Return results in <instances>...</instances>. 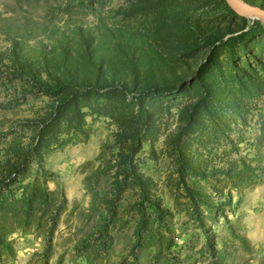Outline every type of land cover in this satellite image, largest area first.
<instances>
[{
	"label": "rangeland",
	"instance_id": "374dc122",
	"mask_svg": "<svg viewBox=\"0 0 264 264\" xmlns=\"http://www.w3.org/2000/svg\"><path fill=\"white\" fill-rule=\"evenodd\" d=\"M0 264H264V21L0 0Z\"/></svg>",
	"mask_w": 264,
	"mask_h": 264
},
{
	"label": "water",
	"instance_id": "95a60500",
	"mask_svg": "<svg viewBox=\"0 0 264 264\" xmlns=\"http://www.w3.org/2000/svg\"><path fill=\"white\" fill-rule=\"evenodd\" d=\"M229 6L238 14L244 17H264V8L243 4L240 0H226Z\"/></svg>",
	"mask_w": 264,
	"mask_h": 264
},
{
	"label": "trees",
	"instance_id": "16d2710c",
	"mask_svg": "<svg viewBox=\"0 0 264 264\" xmlns=\"http://www.w3.org/2000/svg\"><path fill=\"white\" fill-rule=\"evenodd\" d=\"M244 2H246V3H249V4H251V6H254V4L253 3H251V2H249V0H243ZM261 8H263V7H261ZM63 85H67L66 83H63ZM61 87V86H60ZM186 190L188 191V189L186 188Z\"/></svg>",
	"mask_w": 264,
	"mask_h": 264
},
{
	"label": "bare ground",
	"instance_id": "6f19581e",
	"mask_svg": "<svg viewBox=\"0 0 264 264\" xmlns=\"http://www.w3.org/2000/svg\"><path fill=\"white\" fill-rule=\"evenodd\" d=\"M238 1H239V0H238ZM259 19L264 21V17H260Z\"/></svg>",
	"mask_w": 264,
	"mask_h": 264
}]
</instances>
